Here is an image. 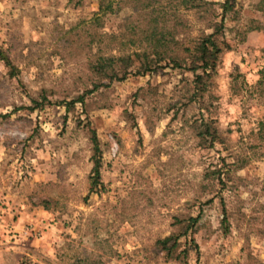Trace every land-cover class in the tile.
I'll return each instance as SVG.
<instances>
[{"label":"rangeland","instance_id":"374dc122","mask_svg":"<svg viewBox=\"0 0 264 264\" xmlns=\"http://www.w3.org/2000/svg\"><path fill=\"white\" fill-rule=\"evenodd\" d=\"M117 1L92 30L96 0H0V264H264V0H229L219 38L230 48L201 95L164 61L120 80L89 64L122 21H168L187 45L220 20L223 0ZM201 118L223 142L197 144ZM90 129L102 185L92 190ZM218 166L222 184L203 179ZM197 213V252L164 260L154 239Z\"/></svg>","mask_w":264,"mask_h":264},{"label":"trees","instance_id":"16d2710c","mask_svg":"<svg viewBox=\"0 0 264 264\" xmlns=\"http://www.w3.org/2000/svg\"><path fill=\"white\" fill-rule=\"evenodd\" d=\"M97 8L89 18L92 30L95 26L100 27L102 16L114 12V8L118 7L117 0H96ZM156 0H144V7L154 6ZM220 20L212 21L208 28L209 32L200 31V33L189 41L187 45H183L176 37L174 24H169L168 21H122L118 23L119 31L103 32L105 40V51L95 55L89 64V70L101 79H122L128 72L129 67L134 65L136 74H143L152 71L155 67L160 66L164 61L170 64L172 68L185 69L192 74V83L199 94L205 90V80L214 72L218 63L219 54L223 49H229V45L219 36L222 32L223 21L222 17L231 9L229 0H223L220 4ZM94 27V28H93ZM250 27L247 29H256ZM94 33L91 31L88 37V46L96 42ZM244 37H241L243 40ZM100 41V39H99ZM114 51V53L112 52ZM7 64H10L6 56L1 57ZM12 70V67H11ZM10 74H12L10 72ZM258 79L256 88H259L261 96L264 97V65L258 71ZM236 77V76H235ZM97 87V83L93 81L91 89H87L85 93L90 92ZM192 98V97H191ZM83 95L65 101V104L71 105L74 102L83 104ZM191 100V99H190ZM189 100V101H190ZM33 106L37 105L36 100H33ZM264 105V100H263ZM33 108V107H30ZM194 137L197 139L199 146L212 147L214 143L223 142L220 138L217 129L212 125L211 121L200 119L198 124L192 127ZM90 132V141L92 143V167L90 176V189L101 187L99 180V157L97 155L98 146L94 131ZM255 135L258 139L264 142V115L256 123ZM223 160L222 158H220ZM241 163L236 165L240 168ZM227 171V170H226ZM223 171L220 166L214 167L211 170H205L202 174L203 179L215 175L217 184H222V178L227 172ZM226 172V173H225ZM226 177V175L224 176ZM202 188L203 185H202ZM97 190V189H95ZM210 200V199H209ZM221 202L222 219L225 220V208ZM199 214L194 216L188 215L184 220L175 218L178 229L170 233L157 237L153 241V247L162 252L164 260L180 261L185 259L188 252L193 249L197 252V245L194 240L188 236L190 228L198 221ZM188 245V247H186Z\"/></svg>","mask_w":264,"mask_h":264}]
</instances>
